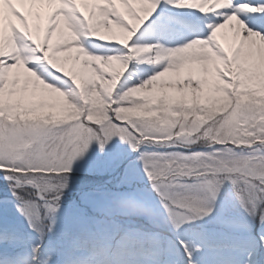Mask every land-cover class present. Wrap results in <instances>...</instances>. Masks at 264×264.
<instances>
[{
	"label": "snow or ice",
	"instance_id": "obj_1",
	"mask_svg": "<svg viewBox=\"0 0 264 264\" xmlns=\"http://www.w3.org/2000/svg\"><path fill=\"white\" fill-rule=\"evenodd\" d=\"M166 3L202 18L174 47L136 39L161 0H0L5 179L37 178L58 192L64 185L50 178L69 172L90 143L117 137L135 152L183 150L147 154L151 184L200 177L215 199L228 180L242 202L264 198V0ZM167 207L207 212L193 195Z\"/></svg>",
	"mask_w": 264,
	"mask_h": 264
},
{
	"label": "rangeland",
	"instance_id": "obj_2",
	"mask_svg": "<svg viewBox=\"0 0 264 264\" xmlns=\"http://www.w3.org/2000/svg\"><path fill=\"white\" fill-rule=\"evenodd\" d=\"M150 19L141 26L140 37H136L140 44L146 41L143 35L153 37L156 33L154 28H144ZM160 39L153 38L152 43ZM193 149L196 154L208 151L206 146ZM164 150L146 146L135 152L117 137L103 148L92 142L72 160L69 172L50 178L56 185H64L55 192L59 198L53 203L39 202L31 192L15 200L11 196L13 184L0 180V258H5L2 264H72L80 257L85 264L86 257L97 248L99 253L120 249L118 244L124 246L125 241L134 250L149 244L159 256L165 250L167 264H201L202 245L209 250L205 264H214L221 254H216L220 249L213 247L222 246L229 237L234 242L231 264H264V198L255 201V205L242 202L236 195L237 187L228 180L215 199L200 177L178 178L164 186L151 184L145 169L153 161L147 154H181L176 148ZM129 158L132 160L126 164ZM33 180L40 185L37 178ZM186 195L197 197L207 212L196 215L169 211L172 197ZM86 206L100 217L90 216ZM142 230L150 231L147 234L151 236ZM162 233L170 238L167 248ZM242 246L245 252L238 257Z\"/></svg>",
	"mask_w": 264,
	"mask_h": 264
},
{
	"label": "bare ground",
	"instance_id": "obj_3",
	"mask_svg": "<svg viewBox=\"0 0 264 264\" xmlns=\"http://www.w3.org/2000/svg\"><path fill=\"white\" fill-rule=\"evenodd\" d=\"M163 2H165V0H161V3H163ZM230 43H231V42H230L228 39H225L224 44H225L226 46H229Z\"/></svg>",
	"mask_w": 264,
	"mask_h": 264
}]
</instances>
